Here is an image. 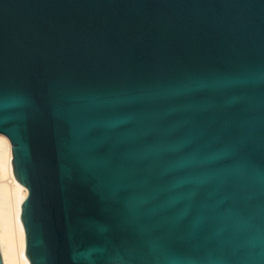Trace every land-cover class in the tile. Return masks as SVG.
I'll return each mask as SVG.
<instances>
[{
  "label": "water",
  "instance_id": "95a60500",
  "mask_svg": "<svg viewBox=\"0 0 264 264\" xmlns=\"http://www.w3.org/2000/svg\"><path fill=\"white\" fill-rule=\"evenodd\" d=\"M0 132L31 264H264V0H0Z\"/></svg>",
  "mask_w": 264,
  "mask_h": 264
},
{
  "label": "bare ground",
  "instance_id": "6f19581e",
  "mask_svg": "<svg viewBox=\"0 0 264 264\" xmlns=\"http://www.w3.org/2000/svg\"><path fill=\"white\" fill-rule=\"evenodd\" d=\"M13 159L12 142L0 132V251L4 264H31L22 219V193L29 189L17 178Z\"/></svg>",
  "mask_w": 264,
  "mask_h": 264
}]
</instances>
